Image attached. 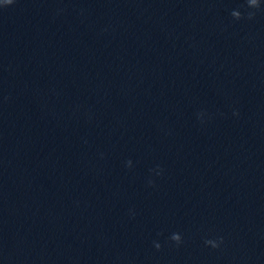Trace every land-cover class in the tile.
<instances>
[{
    "label": "water",
    "instance_id": "water-1",
    "mask_svg": "<svg viewBox=\"0 0 264 264\" xmlns=\"http://www.w3.org/2000/svg\"><path fill=\"white\" fill-rule=\"evenodd\" d=\"M0 264H264V0L0 9Z\"/></svg>",
    "mask_w": 264,
    "mask_h": 264
},
{
    "label": "clouds",
    "instance_id": "clouds-1",
    "mask_svg": "<svg viewBox=\"0 0 264 264\" xmlns=\"http://www.w3.org/2000/svg\"><path fill=\"white\" fill-rule=\"evenodd\" d=\"M14 3V0H0V9L6 8L8 6H11ZM244 5L246 6V9H254V10H260L262 8V0H244ZM231 16L234 20H241L244 19L245 16L241 13L239 10H232ZM256 15V11H246V18L249 20H252ZM233 115H238V113H233ZM126 167L132 166V161L128 160L126 161ZM151 171H155L156 175H160L162 172V169H159V166H157L156 170L150 169ZM149 186L153 185V181L151 179L148 180ZM169 239L175 243L176 246H179L183 243L182 235L179 233H172ZM224 243V238L222 236H216L215 238H206L204 240V245L206 247H210L212 249H218L221 247V245ZM154 247L159 250L161 245L157 242H153Z\"/></svg>",
    "mask_w": 264,
    "mask_h": 264
}]
</instances>
